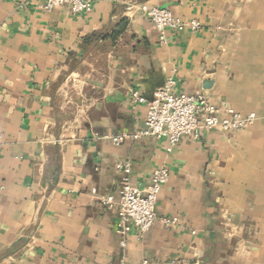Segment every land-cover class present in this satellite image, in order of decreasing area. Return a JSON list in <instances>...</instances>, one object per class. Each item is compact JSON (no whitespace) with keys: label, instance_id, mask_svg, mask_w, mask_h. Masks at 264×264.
<instances>
[{"label":"crops","instance_id":"obj_1","mask_svg":"<svg viewBox=\"0 0 264 264\" xmlns=\"http://www.w3.org/2000/svg\"><path fill=\"white\" fill-rule=\"evenodd\" d=\"M43 1L0 0V264H264V0H88L79 16ZM141 5L201 30L161 45ZM170 77L256 120L171 151L131 138L145 129L134 96ZM117 164L140 189L168 169L155 211L172 225L117 233V205L101 203L118 199Z\"/></svg>","mask_w":264,"mask_h":264},{"label":"built area","instance_id":"obj_2","mask_svg":"<svg viewBox=\"0 0 264 264\" xmlns=\"http://www.w3.org/2000/svg\"><path fill=\"white\" fill-rule=\"evenodd\" d=\"M28 1L23 0L22 4ZM61 6L68 7L74 16L87 14L92 8L88 0H44L38 8L48 13ZM138 11L153 25L161 45L167 42V32L201 30L199 22L175 17L165 8L141 5ZM174 86L175 81L170 77L162 87L155 90L150 100L142 96H134V104L145 105V129L132 135L131 138L154 137L158 140H165L167 151H171L183 137L190 136L196 139L202 132L208 131L236 134L250 128L256 120L253 113L242 115L229 107L219 108L209 103L202 94L175 93ZM126 138L125 134H120L112 137L111 141L113 145L120 146ZM115 169L121 174L118 199L115 201L111 196L102 199L101 203L108 208L117 205V233L122 236L132 232L144 235L156 222L166 227L172 225L170 219L158 218L155 211L157 197L169 180L167 168L162 167L155 170L148 185L143 189L131 182L130 167L127 164H117ZM117 264L129 263L120 261ZM140 264L151 263L142 261ZM170 264L179 263L174 260Z\"/></svg>","mask_w":264,"mask_h":264},{"label":"trees","instance_id":"obj_3","mask_svg":"<svg viewBox=\"0 0 264 264\" xmlns=\"http://www.w3.org/2000/svg\"><path fill=\"white\" fill-rule=\"evenodd\" d=\"M126 28V21L120 22L118 25L114 26L111 30L110 38L112 40L116 39L120 35H122Z\"/></svg>","mask_w":264,"mask_h":264},{"label":"water","instance_id":"obj_4","mask_svg":"<svg viewBox=\"0 0 264 264\" xmlns=\"http://www.w3.org/2000/svg\"><path fill=\"white\" fill-rule=\"evenodd\" d=\"M162 86H163V85H162ZM162 86H161V87H162ZM158 88H160V87H158ZM158 88H157V89H158ZM157 89H155V90H157ZM155 90L152 92V94L155 92ZM151 98H152V95L150 96V98H149L148 100H150Z\"/></svg>","mask_w":264,"mask_h":264}]
</instances>
